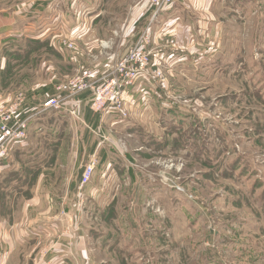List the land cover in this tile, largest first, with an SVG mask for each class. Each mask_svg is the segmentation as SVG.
Instances as JSON below:
<instances>
[{
	"label": "rangeland",
	"instance_id": "obj_1",
	"mask_svg": "<svg viewBox=\"0 0 264 264\" xmlns=\"http://www.w3.org/2000/svg\"><path fill=\"white\" fill-rule=\"evenodd\" d=\"M73 1L0 0V109L18 112L50 86L63 101L32 122L29 148L0 172V221L68 224L16 246L7 264L50 260L57 245L63 264H264V0H179L162 21L149 0ZM131 51L145 66L119 88L126 117L98 111L95 96L120 84ZM74 79L90 86L83 106L96 127L83 125L86 91ZM32 148L48 161L34 173ZM10 172L27 194L3 187ZM35 193L39 211L24 219Z\"/></svg>",
	"mask_w": 264,
	"mask_h": 264
},
{
	"label": "crops",
	"instance_id": "obj_2",
	"mask_svg": "<svg viewBox=\"0 0 264 264\" xmlns=\"http://www.w3.org/2000/svg\"><path fill=\"white\" fill-rule=\"evenodd\" d=\"M178 1L179 0H176V2L173 5L174 7L178 3ZM73 2L75 4L77 1L74 0ZM85 2H86V7H89L91 2H90V4H88L86 0H85ZM79 6L82 7V5L80 3H79ZM173 6H172V8L174 9ZM141 9L142 8H140L139 11H137V12H136V10L134 11L135 16L142 14V12L140 13ZM170 11H171V9L170 10L168 9L164 13L168 12L167 13V15H168ZM143 12H144V10H143ZM161 13L158 14V18H159L158 21H162L163 15ZM171 15H172V13H171ZM96 16H98V15H96ZM67 17H68V15L66 14L64 16V18L67 19ZM59 18H63L61 14H59ZM94 19H95V17H94ZM96 19H97V17H96ZM157 29H162V27H158ZM160 31L161 30H159L158 34L160 33ZM128 35L129 36H127V41L131 42L133 35L131 34V32ZM163 36H164V34H163ZM75 37L76 38L80 37L81 42H85L88 40L95 39V38H93L92 35L91 36L88 34L84 35L82 33L76 34ZM72 38H74V36ZM95 47H96V44L93 43V44L89 45L87 47V49H93ZM107 66H108V64L106 62L102 65H99L98 68L95 69V71H94L96 73L95 75L100 77L103 74H105V72L107 70ZM55 95H56V92L54 91L53 87H51V86L48 88L47 87L43 88L40 91L34 92V95L32 97H29L28 102L26 104L27 106H25V104H23L25 107L19 108L18 114L22 118L27 117V116H32L34 114V110L37 108V106L41 103V101L45 97L55 96ZM86 95L85 96L81 95L78 98L79 103L82 106H83V103L85 104L86 97H87ZM30 100H32V102H29ZM33 100H34V102H33ZM3 104L4 103L0 102V105H3ZM82 110L84 111V114H82V119H81L83 122V125H85V127H89L91 125H92V127H96L98 122H99L98 115H95V114L93 115L92 112L90 114L89 113L90 112L89 106H85V107L83 106ZM47 113H49V112H47ZM47 113L41 114V115H36L30 119L28 134H29L30 126H31L32 122L39 120L40 117L45 116ZM94 124H95V126H94ZM85 137H86V134L84 133L83 136L81 137V145H83V141H84ZM82 139H83V141H82ZM28 144L18 143V144L11 146L10 153H9L10 154L9 156H11L10 159H12V156H14V155H18V154H22V153L26 152L27 149L29 148ZM35 149L36 148H32L28 152L29 153L28 157H31L32 161L29 163L25 162L27 165V168L29 169V171L31 170L30 172H32V173L37 172L40 169H44L48 165V161L45 160V156L43 158H40L38 150L36 151ZM91 151H92V149H90V152ZM8 158L0 161V172L1 173L2 172H4V173L8 172L7 169L13 168V164L10 163V159L8 160ZM102 158H103V156H102ZM82 170H81V173H82ZM11 174H12L11 172H10V174H8L7 181L5 183H3V187H8L10 185L12 187L14 184H17L19 186L18 187L19 191H18V193H14V194H16V195H20L21 193H22V195L24 193L27 194L29 191H28V188H26V186H25V178L24 177L23 178L14 177ZM80 176H81V174H80ZM43 179L38 178L35 186L40 185L41 182L43 181ZM75 184H76L75 186L78 187L77 185L79 184V182H77V183L75 182ZM75 186H73V184H71V186H69V189L73 188V191H75ZM9 193H13V191H10ZM34 195H36V196L34 198L30 199V205H28V203H26L23 210L21 211L24 219L28 218V214L30 215L33 212H35L36 210H37L36 212L39 211L38 210L39 207L36 210L33 209L35 206L38 205V202H39V198L37 196V193H35ZM62 198H64V197H62ZM50 205H51V203H49V206ZM51 206H53V205H51ZM49 209H50V207H49ZM55 217H58V216H55ZM18 222L19 221H16V220L12 221L9 218H7V219L3 218L0 221V264H7V258L9 257V255H11V256L13 255L12 254L13 252H11V251H13L14 249L17 251L18 248L22 247V245L23 246L30 245L32 242L37 241L40 237H42L44 235L47 236V238H48V236L57 234V231L58 232L61 231L62 228L66 227L68 225L63 220H58L57 218L39 219L38 221L28 220L23 224H19ZM66 233H68V231H66ZM48 239H51V237ZM16 246L18 248H16ZM54 249H55V254L53 257H50V260L48 259L49 261L48 260H46V261L40 260V262H36L35 264H51V261H52V264H55L56 259L57 260L58 259H62V260L65 259L66 260V254H67L66 250L64 251V249H62L58 245L55 246ZM59 261L62 262L61 260H58V262ZM62 264H63V262H62Z\"/></svg>",
	"mask_w": 264,
	"mask_h": 264
},
{
	"label": "built area",
	"instance_id": "obj_3",
	"mask_svg": "<svg viewBox=\"0 0 264 264\" xmlns=\"http://www.w3.org/2000/svg\"><path fill=\"white\" fill-rule=\"evenodd\" d=\"M40 1V0H38ZM176 0H149V7L154 10L155 14L160 13L164 10L170 9ZM69 48H72V45H68ZM139 60L134 59L132 51L129 55L126 56L124 61L119 65L118 72L120 73V84L117 85L116 82L111 81V89L106 92H100L94 98V105L98 106V111L105 110L107 106H111V108L119 114L121 118L126 117V111L124 110L121 99H120V91L119 88L122 84L129 86L131 85V76L129 77L128 72L133 65H138L139 67H144L145 65L141 64ZM128 74V75H127ZM73 88H77L79 91H86L90 89L88 85H79L76 84L77 81L74 79ZM76 84V85H75ZM78 85V86H77ZM117 87H114L116 86ZM60 88H57L59 91ZM90 93L89 91H86ZM56 92L55 96L45 97L41 103L34 110V114L32 116L20 117L17 110H15L16 106L11 107L10 110L5 111V109H0V161L5 160L9 157L11 146L23 143L28 136V128L30 119L36 115L45 114L47 112L60 110L63 105V101L60 97V94ZM22 103V100H20ZM20 105V104H19ZM95 163L91 162L84 166L80 179L79 186H85L94 173ZM63 261V260H61ZM61 263L60 261L58 264Z\"/></svg>",
	"mask_w": 264,
	"mask_h": 264
},
{
	"label": "trees",
	"instance_id": "obj_4",
	"mask_svg": "<svg viewBox=\"0 0 264 264\" xmlns=\"http://www.w3.org/2000/svg\"><path fill=\"white\" fill-rule=\"evenodd\" d=\"M86 94H87V92H86L85 94H82V95H83V96H85ZM83 96H82V97H83ZM89 113L91 114V110H90V112H89ZM94 126H95V124H94Z\"/></svg>",
	"mask_w": 264,
	"mask_h": 264
}]
</instances>
